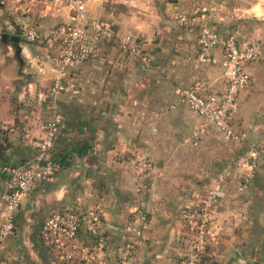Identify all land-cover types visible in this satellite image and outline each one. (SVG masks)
<instances>
[{
	"label": "crops",
	"instance_id": "crops-1",
	"mask_svg": "<svg viewBox=\"0 0 264 264\" xmlns=\"http://www.w3.org/2000/svg\"><path fill=\"white\" fill-rule=\"evenodd\" d=\"M208 4L220 6L207 21L220 38L232 32L240 47L253 40L262 46L244 65L249 85L230 113L243 143L225 142L177 96L195 83L203 85V94L223 91L219 65L196 59L198 27L174 21L177 13ZM90 21L118 38L130 36L151 68L116 43L101 41L71 73L78 94L42 102L54 76V27H86ZM26 28L36 31V42L20 37ZM3 34L18 40L2 42ZM221 54L218 43L210 57L218 61ZM53 113L62 116L51 151L57 170L20 199L12 234L0 250L7 264H63L39 242V228L52 213L89 208L101 213L107 263L113 264L130 240L128 217L139 209L146 214L139 225L144 241L131 264H184L190 234L181 213L195 206L214 180L222 195L210 211V242L200 264H264V169L259 161L246 179L237 167L248 146L264 152V0H93L79 19L48 0H0V132L8 143L0 160V204L8 188L2 169L34 157ZM201 125L205 130L198 133ZM143 153L152 160L153 177L139 178L136 192L133 160ZM80 242L87 245L89 239L82 235Z\"/></svg>",
	"mask_w": 264,
	"mask_h": 264
},
{
	"label": "built area",
	"instance_id": "built-area-1",
	"mask_svg": "<svg viewBox=\"0 0 264 264\" xmlns=\"http://www.w3.org/2000/svg\"><path fill=\"white\" fill-rule=\"evenodd\" d=\"M48 1L64 9L71 17L79 19L85 16L86 8L93 0ZM219 8L220 6L212 4L193 6L187 11L177 13L174 21L179 27H198L196 59L200 63L219 65L223 91L218 95L203 94V85L195 83L191 87L177 90V96L186 104L190 113L212 124L225 142L243 143L244 136L235 132L231 125L230 113L239 92L249 85V75L245 72L244 65L256 58L262 46L259 41L253 40L240 47L232 32L220 38L207 25V21L216 16ZM53 33L57 42L53 60L54 76L41 97L42 102H48L58 94H78L79 90L71 73L92 56L95 46L101 41L116 43L120 51L133 57L145 69L151 68L150 58L130 36L118 38L95 21L88 22L86 27L60 24L54 27ZM19 34L26 43L32 44L37 40L33 28L22 29ZM218 43L221 44L222 54L216 61L210 57V52ZM61 123L60 114H51L43 126L34 157L17 167L2 169L8 177V188L1 196L0 250L4 240L12 234L13 216L18 210L20 199L55 175L57 165L51 158V151ZM204 130L205 126L201 125L198 133ZM259 161L264 169V152L248 146L238 160L237 167L246 173L248 179ZM144 176L153 177V163L149 155L143 153L133 160L132 182L136 192L139 191V178ZM241 189L242 187L238 188ZM221 195L220 182L214 180L195 206L182 211L181 218L187 224L190 234V250L184 264H200L201 254L210 242V211ZM145 221L146 214L141 210L133 209L130 212L127 224L130 240L119 249L113 264H131L134 254L144 241L139 225ZM100 226L101 213L97 208L68 209L52 213L44 220L38 231V240L44 248L54 252L63 264H109L104 257L106 243L100 235ZM82 235L88 237L87 245L81 244ZM0 264H7L1 256Z\"/></svg>",
	"mask_w": 264,
	"mask_h": 264
},
{
	"label": "trees",
	"instance_id": "trees-1",
	"mask_svg": "<svg viewBox=\"0 0 264 264\" xmlns=\"http://www.w3.org/2000/svg\"><path fill=\"white\" fill-rule=\"evenodd\" d=\"M8 147V143L6 140V137H4V134L0 132V160L3 158V153Z\"/></svg>",
	"mask_w": 264,
	"mask_h": 264
},
{
	"label": "water",
	"instance_id": "water-1",
	"mask_svg": "<svg viewBox=\"0 0 264 264\" xmlns=\"http://www.w3.org/2000/svg\"><path fill=\"white\" fill-rule=\"evenodd\" d=\"M6 39H8L10 42H15V41H17L18 39H17V37H9V36H7V35H1V40H2V42H5V40Z\"/></svg>",
	"mask_w": 264,
	"mask_h": 264
}]
</instances>
